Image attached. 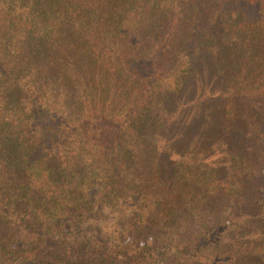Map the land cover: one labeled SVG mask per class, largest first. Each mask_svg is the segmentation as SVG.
<instances>
[{
	"label": "trees",
	"instance_id": "16d2710c",
	"mask_svg": "<svg viewBox=\"0 0 264 264\" xmlns=\"http://www.w3.org/2000/svg\"><path fill=\"white\" fill-rule=\"evenodd\" d=\"M0 264H264V0H0Z\"/></svg>",
	"mask_w": 264,
	"mask_h": 264
},
{
	"label": "rangeland",
	"instance_id": "374dc122",
	"mask_svg": "<svg viewBox=\"0 0 264 264\" xmlns=\"http://www.w3.org/2000/svg\"><path fill=\"white\" fill-rule=\"evenodd\" d=\"M200 105L201 104L198 103L196 107H193L191 112V114L194 112L193 116L191 118L189 116L185 122H172L166 142L169 141V143L174 146L180 139L186 140L185 137L178 139L177 136H187L188 138L190 137V140H188L190 141L189 143H193L195 146H198L199 143L197 141H200L201 139L194 136L196 133L204 132L206 135L205 138L208 139L210 137V132L204 131V129H211V126L215 124V113L217 107L214 103L210 102H205L201 106ZM202 125L204 127H202ZM181 140L179 143H183ZM111 221L112 220H110V218L106 217L99 218L97 223L103 227L104 232L109 234L111 233V227H114V224H111Z\"/></svg>",
	"mask_w": 264,
	"mask_h": 264
}]
</instances>
